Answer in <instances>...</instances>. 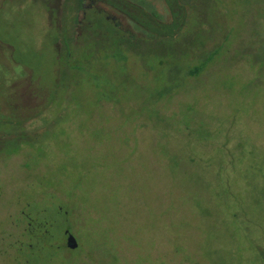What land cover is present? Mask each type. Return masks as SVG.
Instances as JSON below:
<instances>
[{
    "label": "rangeland",
    "instance_id": "obj_1",
    "mask_svg": "<svg viewBox=\"0 0 264 264\" xmlns=\"http://www.w3.org/2000/svg\"><path fill=\"white\" fill-rule=\"evenodd\" d=\"M121 1L0 0V264H264V0Z\"/></svg>",
    "mask_w": 264,
    "mask_h": 264
},
{
    "label": "trees",
    "instance_id": "obj_2",
    "mask_svg": "<svg viewBox=\"0 0 264 264\" xmlns=\"http://www.w3.org/2000/svg\"><path fill=\"white\" fill-rule=\"evenodd\" d=\"M72 1H73L72 8H74L75 10H81V4H82L83 0H72ZM165 1H166L167 5L169 6V8L171 9L170 13L174 12L173 11L174 8L175 9L178 8L177 0H165ZM106 2L113 7H117L115 5V2L121 3L126 8L130 7L129 4H126L124 1H121V0H106ZM137 11L142 14V11H140V10H137ZM71 21L75 25L78 24L75 16H73L71 18ZM84 21H85V25L83 26V31H82V33H80L79 35H77L74 38L75 41H72V39L70 38V35L68 36L65 33V31H63V33L61 34L62 35L61 47H60V50L58 52L59 58H60V56L65 57L67 51H71V53L67 52V55H69V56L73 54L74 50L77 51V53H79V50H80L79 48H81V47L78 45V42H79L78 40L81 37L84 36L83 39L85 38V40H87V38L94 40V35L92 33L88 34L87 27H86L87 25L89 27L91 26L90 22L93 24L94 28L98 25V27H99L98 29H100L102 32L105 33V38L108 41H110L112 43V45L115 46L117 49L123 48L122 46L127 47V43L130 40L128 38V36L121 33L117 28H115L111 24H110L111 25L110 26L109 23L106 22L105 20H103V18H101L100 15L96 14L95 17L86 16ZM101 22L103 23L102 27L99 26V24ZM139 24L141 25L142 23L139 22ZM84 27L86 28V30H84ZM85 50H88V51H84L85 55L90 57L89 49L86 48ZM29 225H30V227L28 228V235L35 236V237L37 236V238L35 240H38V241L43 240V237L45 236L44 235L45 232H43V228H44L43 224L36 223V224H29ZM33 230H35V231H33Z\"/></svg>",
    "mask_w": 264,
    "mask_h": 264
},
{
    "label": "water",
    "instance_id": "obj_3",
    "mask_svg": "<svg viewBox=\"0 0 264 264\" xmlns=\"http://www.w3.org/2000/svg\"><path fill=\"white\" fill-rule=\"evenodd\" d=\"M63 234L65 235V241H64L65 247L68 250H74L77 246L74 238L67 231H65Z\"/></svg>",
    "mask_w": 264,
    "mask_h": 264
},
{
    "label": "flooded vegetation",
    "instance_id": "obj_4",
    "mask_svg": "<svg viewBox=\"0 0 264 264\" xmlns=\"http://www.w3.org/2000/svg\"><path fill=\"white\" fill-rule=\"evenodd\" d=\"M84 1V0H83ZM83 3V2H82ZM81 10H82V4H81Z\"/></svg>",
    "mask_w": 264,
    "mask_h": 264
}]
</instances>
